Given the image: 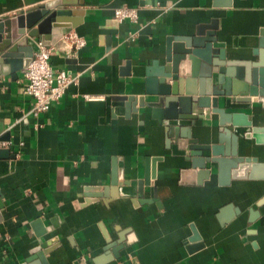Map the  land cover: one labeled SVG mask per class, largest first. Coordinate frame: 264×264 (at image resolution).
Instances as JSON below:
<instances>
[{
	"label": "crops",
	"instance_id": "0c3cea01",
	"mask_svg": "<svg viewBox=\"0 0 264 264\" xmlns=\"http://www.w3.org/2000/svg\"><path fill=\"white\" fill-rule=\"evenodd\" d=\"M47 1L0 0V17ZM122 4L140 7L138 22L115 18ZM142 4L65 0L57 7L73 11L71 31L86 44L49 45L52 66L76 77L49 111L30 113L26 67L16 79H0V132L11 133L0 147L15 154L0 159V264H264L263 104L229 110L249 115L252 135L239 138L238 155L257 162L227 182L215 163L202 184L184 173L191 164L177 142L180 126L146 105L158 98L147 92V68L165 63L173 37L215 27L229 58L257 62L253 50L264 55V0ZM219 134L217 114L192 126L200 144L218 143ZM153 159L154 184L140 193ZM230 206L233 214L222 222ZM193 228L200 236L194 242Z\"/></svg>",
	"mask_w": 264,
	"mask_h": 264
},
{
	"label": "water",
	"instance_id": "95a60500",
	"mask_svg": "<svg viewBox=\"0 0 264 264\" xmlns=\"http://www.w3.org/2000/svg\"><path fill=\"white\" fill-rule=\"evenodd\" d=\"M63 2L51 0L22 10L16 16L0 17V79L6 75L16 79L18 72L40 51V43L56 45L76 26L68 18L72 10L57 8ZM259 40L263 45L262 36ZM168 42L165 63L158 59L147 68V92L158 98L146 105L155 107L154 114L159 119L168 120L164 123L180 126L177 142L180 149L187 151L186 160L191 164L184 173L196 177L191 183L202 184L210 177L215 163L222 181L243 177L244 171L257 161L238 155L239 138L251 136L253 125L247 113L229 110L251 108L253 102L264 106L263 52L253 50V55H259L257 62L252 58H229L225 45L218 41L215 27L209 30L199 27L194 35L176 36ZM131 101L127 103L128 109ZM212 114L218 115L219 141L200 144L191 136L192 126L199 118L211 119ZM1 132L0 142L11 140L10 132ZM223 143L227 145L224 150ZM10 158H15L10 148L0 147V159ZM254 167L257 171L258 167ZM148 168L144 180L138 182L140 193L144 185L154 184V159ZM3 194L4 190L0 189V221ZM230 208L221 211L222 215L228 211L222 222L233 214ZM193 234L191 241H198L200 236L195 228ZM119 249L114 250L116 258ZM31 259L24 264H31Z\"/></svg>",
	"mask_w": 264,
	"mask_h": 264
},
{
	"label": "built area",
	"instance_id": "2783aa9c",
	"mask_svg": "<svg viewBox=\"0 0 264 264\" xmlns=\"http://www.w3.org/2000/svg\"><path fill=\"white\" fill-rule=\"evenodd\" d=\"M142 5L146 7L153 6V0H141ZM139 6L122 4L114 10V16L119 22L129 20L138 22ZM156 18L148 22L155 23ZM137 33H132L128 38H134ZM71 49H81L86 44V39L78 33L69 32L64 35L63 39ZM53 48L49 45H41L40 51L26 67L25 78L27 79L26 92L34 99L33 107L30 113L38 115L51 109L54 102L59 101L68 87L76 80L64 69H55L51 63V53ZM92 98V97H88Z\"/></svg>",
	"mask_w": 264,
	"mask_h": 264
}]
</instances>
